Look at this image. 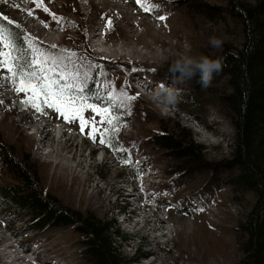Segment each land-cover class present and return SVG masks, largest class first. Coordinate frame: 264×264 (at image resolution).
<instances>
[{
    "label": "rangeland",
    "instance_id": "374dc122",
    "mask_svg": "<svg viewBox=\"0 0 264 264\" xmlns=\"http://www.w3.org/2000/svg\"><path fill=\"white\" fill-rule=\"evenodd\" d=\"M256 1L146 0L151 8L146 11L137 0H43L44 7L64 18L58 27L32 0H0V14L35 37L43 49L55 55H65L62 49L76 53L71 63L81 70L88 64L102 65L116 90L128 85L129 94L138 96L131 114L123 115L126 126L118 134L135 168L122 164L120 153L101 145L99 135L94 143L88 127L81 133L79 121L66 122L46 107L44 114L30 107L21 111L18 101L26 96L10 85L0 86V146L30 159L43 194L83 214L113 220L116 229L129 236L122 244L123 255L140 259L139 264H236L243 257L238 229L256 197L232 186L235 171L228 166L236 135L219 98L228 91L224 79L214 74L207 88L197 82L198 76L180 84L179 102L166 113L147 98V91L157 82L171 83L168 68L187 51L185 43L191 46L188 54L212 59H220L227 45L240 49L244 40L240 18L229 12L213 15L209 8L226 11L232 3ZM211 37L220 39L221 47L213 48ZM94 42L104 52L96 51ZM97 71L92 70L86 87H92ZM89 103L100 102L91 97ZM91 115L84 113L86 119ZM41 117L51 121L39 122ZM56 123L66 127L63 135ZM178 126L205 149L185 167L155 144ZM0 184H17L1 149ZM23 218V213L11 212L0 201V264H87L75 227L36 231Z\"/></svg>",
    "mask_w": 264,
    "mask_h": 264
},
{
    "label": "trees",
    "instance_id": "16d2710c",
    "mask_svg": "<svg viewBox=\"0 0 264 264\" xmlns=\"http://www.w3.org/2000/svg\"><path fill=\"white\" fill-rule=\"evenodd\" d=\"M209 10L217 16L229 12L242 22L241 48L227 45L220 57L219 76L228 91L218 94L235 126L236 145L228 166L235 171L232 186L238 192H249L256 197L248 218L238 229L243 257L236 264H264V0L254 4L232 3L226 11ZM12 27L15 29V25ZM95 91L92 88L86 94L95 98ZM27 110L21 108L23 112ZM155 141L157 148L184 167L196 162L205 152L193 134L179 126ZM0 149L10 176L17 182L10 186L0 184V201L11 212L23 213V219L27 217L36 231L75 227L82 237V255L87 264H139L140 259L123 255L122 244L129 241V236L116 229L113 220L83 214L43 194L38 170L30 159L18 158L13 148L2 145Z\"/></svg>",
    "mask_w": 264,
    "mask_h": 264
},
{
    "label": "snow or ice",
    "instance_id": "6c2138e0",
    "mask_svg": "<svg viewBox=\"0 0 264 264\" xmlns=\"http://www.w3.org/2000/svg\"><path fill=\"white\" fill-rule=\"evenodd\" d=\"M32 2L48 13L58 27H62L64 18L51 13L44 7L43 0ZM137 3L145 7L146 11L151 10L146 6V0H137ZM28 15L31 16L32 12ZM160 19L164 20L165 17L161 16ZM14 23L0 14V72L7 73L0 76V86L10 85L17 94H25L26 99L18 101L22 110L30 107L44 114L46 107L62 115L66 122L79 121L81 133L88 127V136L94 143L99 135L101 145H106L114 153H120L121 163L135 168L136 162L130 150L118 139V134L126 126L122 117L131 114V103L138 99V96L129 94L130 86L116 90L102 65L88 64L87 70H81L71 63V57H75L76 53L69 54L67 49L61 50L65 55L49 53L35 37L25 33L19 24H15L14 29ZM107 25L111 27V19L107 20ZM50 47L55 49L56 45ZM66 58L69 64H65ZM94 68L98 69L96 78L93 79L92 87L88 88L86 85ZM92 88H95V98L100 103H89L91 96L86 93H91ZM86 111L92 113L87 119L84 116ZM196 210L203 211V208Z\"/></svg>",
    "mask_w": 264,
    "mask_h": 264
},
{
    "label": "clouds",
    "instance_id": "9594fccd",
    "mask_svg": "<svg viewBox=\"0 0 264 264\" xmlns=\"http://www.w3.org/2000/svg\"><path fill=\"white\" fill-rule=\"evenodd\" d=\"M209 43L213 48H219L222 45V41L216 37H211ZM184 47L187 51L173 60L168 68L167 77L171 83L157 82L147 91V98L162 113H166L179 102L181 89L178 86L180 84L198 76L197 82L202 88H207L211 85L214 74L222 70L220 59H212L204 55L193 56L188 54L191 46L185 43Z\"/></svg>",
    "mask_w": 264,
    "mask_h": 264
},
{
    "label": "bare ground",
    "instance_id": "6f19581e",
    "mask_svg": "<svg viewBox=\"0 0 264 264\" xmlns=\"http://www.w3.org/2000/svg\"><path fill=\"white\" fill-rule=\"evenodd\" d=\"M147 82H148V81H147ZM38 132H39V131H38ZM43 141H45V140H43ZM121 213H122V215H123L124 212H121ZM7 248H8V247H7ZM20 259H21V258H20ZM14 262H16V261H15V258H14ZM30 263H32V262H30Z\"/></svg>",
    "mask_w": 264,
    "mask_h": 264
}]
</instances>
